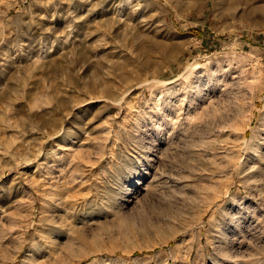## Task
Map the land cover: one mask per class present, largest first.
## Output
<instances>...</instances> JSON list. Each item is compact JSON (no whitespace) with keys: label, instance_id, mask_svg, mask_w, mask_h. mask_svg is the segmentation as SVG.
I'll return each mask as SVG.
<instances>
[{"label":"rangeland","instance_id":"374dc122","mask_svg":"<svg viewBox=\"0 0 264 264\" xmlns=\"http://www.w3.org/2000/svg\"><path fill=\"white\" fill-rule=\"evenodd\" d=\"M0 264H264V0H0Z\"/></svg>","mask_w":264,"mask_h":264}]
</instances>
